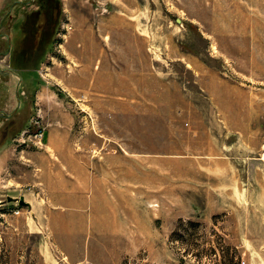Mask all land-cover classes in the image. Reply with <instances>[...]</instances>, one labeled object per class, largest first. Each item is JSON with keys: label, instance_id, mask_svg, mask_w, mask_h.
I'll list each match as a JSON object with an SVG mask.
<instances>
[{"label": "rangeland", "instance_id": "rangeland-1", "mask_svg": "<svg viewBox=\"0 0 264 264\" xmlns=\"http://www.w3.org/2000/svg\"><path fill=\"white\" fill-rule=\"evenodd\" d=\"M45 1L0 75V264H264V0H6L4 45Z\"/></svg>", "mask_w": 264, "mask_h": 264}, {"label": "trees", "instance_id": "trees-1", "mask_svg": "<svg viewBox=\"0 0 264 264\" xmlns=\"http://www.w3.org/2000/svg\"><path fill=\"white\" fill-rule=\"evenodd\" d=\"M51 1H45L44 8L41 10L42 16H44L45 21L43 22L42 27L44 26V31L39 32V29L31 27L27 28L23 27V30L26 34L24 38V42L22 45L15 46V49L12 53L11 63L12 66L17 70H28L30 65H34L30 63V60H36L38 64L40 60L43 58V55L46 52L47 47L52 42V39L49 38L53 34L52 30V22L51 17L53 8L50 5ZM49 26L50 29H49ZM38 27V26H37ZM54 33V32H53ZM20 60H22L23 64H20ZM35 63V64H36Z\"/></svg>", "mask_w": 264, "mask_h": 264}, {"label": "crops", "instance_id": "crops-1", "mask_svg": "<svg viewBox=\"0 0 264 264\" xmlns=\"http://www.w3.org/2000/svg\"><path fill=\"white\" fill-rule=\"evenodd\" d=\"M33 1V0H32ZM32 1L31 0H29V3H32ZM5 3H6V0H0V11L3 9V7H4V5H5ZM26 3H28V2H26ZM38 14L39 15H41L42 16V14H41V10H42V8L40 7V8H38ZM29 14V13H28ZM28 16L27 15H25V19L27 18ZM23 26V25H22ZM18 27V30L16 31V29H15V33H14V35H13V40L15 41L14 42V46H13V48H12V42H9L8 41V47L6 46V45H4V42L3 41H1V39H2V37L4 38V36L2 35H0V75H2L3 73H10V75L12 76L13 74H14V72H13V70L10 68V66L7 64L6 65V63L4 62L5 61V56L7 55V54H9V56L10 55H12V49H15V44L16 43H19V45H22V43L24 42V38H25V34H24V36H22V34H23V32H22V30H23V27ZM22 29V30H21ZM16 36V37H15ZM22 37H23V39H22ZM79 43H80V50L82 51V52H84V53H86L87 51H86V49H85V47H84V44H86V38H85V36H83V37H79V40H77ZM7 49V51H4V49ZM95 52H96V50H95ZM95 55H97V53H95ZM96 57L97 56H95V59H96ZM11 59V58H10ZM11 61V60H10ZM92 63L93 64H95L96 62H95V60L93 61L92 60V58H91V61H90V66H92ZM28 70H31L30 68L28 69ZM6 162V161H5ZM2 172V168L0 169V173Z\"/></svg>", "mask_w": 264, "mask_h": 264}, {"label": "water", "instance_id": "water-1", "mask_svg": "<svg viewBox=\"0 0 264 264\" xmlns=\"http://www.w3.org/2000/svg\"><path fill=\"white\" fill-rule=\"evenodd\" d=\"M177 22H181V19H177ZM7 200L17 202L21 206H30L31 205L30 202L26 201V199L23 195L20 197H13V196L9 195Z\"/></svg>", "mask_w": 264, "mask_h": 264}, {"label": "built area", "instance_id": "built-area-1", "mask_svg": "<svg viewBox=\"0 0 264 264\" xmlns=\"http://www.w3.org/2000/svg\"><path fill=\"white\" fill-rule=\"evenodd\" d=\"M44 135V130H41L39 133L36 134V138H37V144H38V141L40 144H42V137ZM39 145V144H38Z\"/></svg>", "mask_w": 264, "mask_h": 264}, {"label": "flooded vegetation", "instance_id": "flooded-vegetation-1", "mask_svg": "<svg viewBox=\"0 0 264 264\" xmlns=\"http://www.w3.org/2000/svg\"><path fill=\"white\" fill-rule=\"evenodd\" d=\"M13 48V47H12ZM13 53V52H12ZM31 70H33V68H30Z\"/></svg>", "mask_w": 264, "mask_h": 264}]
</instances>
